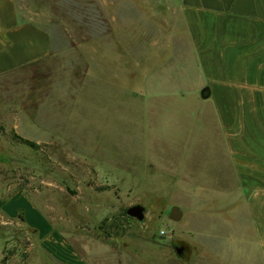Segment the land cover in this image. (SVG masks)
<instances>
[{"label": "rangeland", "instance_id": "rangeland-1", "mask_svg": "<svg viewBox=\"0 0 264 264\" xmlns=\"http://www.w3.org/2000/svg\"><path fill=\"white\" fill-rule=\"evenodd\" d=\"M17 3L53 49L0 74V264H61L21 220L30 205L82 264H218L201 234L239 182L230 138L196 87L200 71L164 62L184 45L169 1ZM153 69L158 84L148 87ZM162 76L188 87H165ZM133 204L145 207L142 221L127 215ZM224 247L260 264L256 249Z\"/></svg>", "mask_w": 264, "mask_h": 264}, {"label": "crops", "instance_id": "crops-1", "mask_svg": "<svg viewBox=\"0 0 264 264\" xmlns=\"http://www.w3.org/2000/svg\"><path fill=\"white\" fill-rule=\"evenodd\" d=\"M168 1L171 13L182 20L184 45L176 46L164 62L170 63V70L185 63L200 71L196 87L207 89L208 96L201 97H211L225 136L230 138L239 182L232 187L236 197L227 203L226 211L219 207L211 212L216 223L214 229L201 234L202 244L205 249L216 245L218 264H241L234 252L231 259L228 247L220 248L229 244L250 249L249 256L256 249L257 260L264 264V0ZM52 49L48 29L25 18L17 0H0V74L42 60ZM154 69L152 79L144 78L148 87L158 84L160 73ZM163 76L160 80L165 87L172 82L173 89L188 87L187 79ZM23 221L33 229L38 245L58 263L82 264L83 259L32 205ZM51 242L56 248L49 246ZM202 259L208 261L201 255Z\"/></svg>", "mask_w": 264, "mask_h": 264}, {"label": "water", "instance_id": "water-1", "mask_svg": "<svg viewBox=\"0 0 264 264\" xmlns=\"http://www.w3.org/2000/svg\"><path fill=\"white\" fill-rule=\"evenodd\" d=\"M207 89H203L201 91V95L203 97L208 96ZM127 215L130 217L136 218L139 221H142L145 216V207L141 204H133L127 207L126 209ZM181 217V212L177 207H174L171 211V218L173 219H179ZM175 251L178 254V256H182L183 254V246H176Z\"/></svg>", "mask_w": 264, "mask_h": 264}, {"label": "trees", "instance_id": "trees-1", "mask_svg": "<svg viewBox=\"0 0 264 264\" xmlns=\"http://www.w3.org/2000/svg\"><path fill=\"white\" fill-rule=\"evenodd\" d=\"M19 139H21L23 142H25V143H27V144H29V145H35V144H34L33 142H31L30 140L23 139V138H19ZM20 218H21V220H24L22 216H21Z\"/></svg>", "mask_w": 264, "mask_h": 264}]
</instances>
